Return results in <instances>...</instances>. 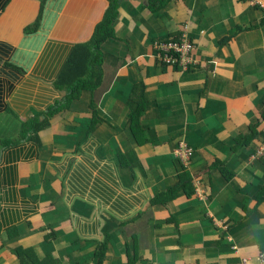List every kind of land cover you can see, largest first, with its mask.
Returning a JSON list of instances; mask_svg holds the SVG:
<instances>
[{
	"label": "crops",
	"instance_id": "0c3cea01",
	"mask_svg": "<svg viewBox=\"0 0 264 264\" xmlns=\"http://www.w3.org/2000/svg\"><path fill=\"white\" fill-rule=\"evenodd\" d=\"M119 2L101 86L38 139L0 144V264H261L264 8L173 0L151 12L149 0ZM108 8L109 0H0V57L3 45L12 48L0 61V116L20 117L15 138L66 102L56 81ZM37 19L46 38L25 57L33 53L21 45L25 28ZM185 36L194 65H164ZM13 65L26 71L15 76ZM142 96L144 113L132 123ZM93 109L99 123L89 138ZM182 144L193 149L186 164L175 156ZM82 166L87 187L71 184Z\"/></svg>",
	"mask_w": 264,
	"mask_h": 264
},
{
	"label": "trees",
	"instance_id": "16d2710c",
	"mask_svg": "<svg viewBox=\"0 0 264 264\" xmlns=\"http://www.w3.org/2000/svg\"><path fill=\"white\" fill-rule=\"evenodd\" d=\"M173 0H149V9L151 12H156L160 8L166 6ZM62 2L57 5L55 10L60 8ZM119 8L120 2L119 0H109V8L107 9L104 19L98 23L94 36L91 41L78 43L71 53L69 60L64 66V69L58 79L56 81L58 89L65 91L67 93L66 102L62 105L55 104L54 106L49 108V111L42 116L35 117L30 121H27L22 126L21 136L15 139L10 140H0V144L3 146H13L17 145L21 142L22 139L29 136L30 139H38V134L45 128L49 126V122L51 118L55 115L60 114L63 111L70 110L72 104L76 100H80L83 93L85 91H95L97 90L102 82H103V74L102 67L105 61V55L102 50L103 45L106 41L114 38L116 36L115 22L119 18ZM29 16L32 14V9H28ZM31 17V16H30ZM40 22L37 19L35 22L31 23L30 26L25 28V38L22 40V46H27L32 48L33 53H24L25 57H33L36 55V52L40 50L42 47L46 35L40 33ZM33 39V40H32ZM10 46H2L0 61L5 60V54L11 51ZM19 52V56H20ZM7 63V62H6ZM8 64V63H7ZM17 71L14 72L16 76L17 73H22L26 71V68L18 65H13ZM5 83L4 79L0 78V114L4 113L6 109L4 93L5 91ZM141 88L143 96H145L144 88L138 86L136 89ZM141 97L136 101L138 108L135 111V114L132 117L133 121L140 120V117L144 113V97ZM94 110V109H93ZM264 119V113L262 114ZM99 123V115L96 110H94V122L92 127L89 129V138ZM257 124H253L251 126V134L245 138L248 140H252L257 136L256 126ZM136 130H134L135 133ZM247 140V141H248ZM85 145L79 146L78 150L85 151ZM95 144H93V149ZM93 149H89L87 152L91 153ZM77 177V178H76ZM225 177L229 179V175L227 172L225 173ZM90 182L89 170L86 169L85 166H82L81 172L77 171L75 178L71 179V184L74 186L87 187Z\"/></svg>",
	"mask_w": 264,
	"mask_h": 264
},
{
	"label": "built area",
	"instance_id": "2783aa9c",
	"mask_svg": "<svg viewBox=\"0 0 264 264\" xmlns=\"http://www.w3.org/2000/svg\"><path fill=\"white\" fill-rule=\"evenodd\" d=\"M255 5H259L261 8H264V0H254ZM171 47L173 48L175 54L165 55L163 58L164 65L179 67L181 65L192 66L194 65V51L195 45L189 40L186 36L182 37L179 41L172 43ZM164 48V43H163ZM176 48V49H175ZM157 49H160V44L157 45ZM179 51V52H178ZM165 53V52H163ZM193 152L192 148L187 147L186 145H180L175 151V156L181 160L182 163H188L191 153ZM243 264H250L245 262ZM261 264H264V253L261 255Z\"/></svg>",
	"mask_w": 264,
	"mask_h": 264
},
{
	"label": "rangeland",
	"instance_id": "374dc122",
	"mask_svg": "<svg viewBox=\"0 0 264 264\" xmlns=\"http://www.w3.org/2000/svg\"><path fill=\"white\" fill-rule=\"evenodd\" d=\"M8 117V121L9 122H5L2 120V116H0V131L3 133L0 135L1 138H4V139H13L15 138L16 136L19 135V130L18 128L21 126V124H19V122H17V120L20 119L19 116L13 114V113H9L7 115ZM11 129L12 132L14 133H11L10 131H8L6 134L5 132L8 130V129ZM5 134V135H4Z\"/></svg>",
	"mask_w": 264,
	"mask_h": 264
}]
</instances>
